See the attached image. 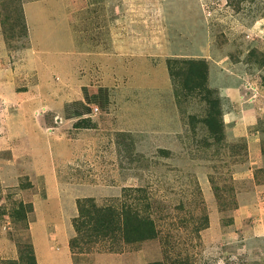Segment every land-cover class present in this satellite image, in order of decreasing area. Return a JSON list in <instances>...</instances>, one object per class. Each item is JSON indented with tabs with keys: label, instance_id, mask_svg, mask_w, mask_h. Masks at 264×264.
<instances>
[{
	"label": "rangeland",
	"instance_id": "rangeland-1",
	"mask_svg": "<svg viewBox=\"0 0 264 264\" xmlns=\"http://www.w3.org/2000/svg\"><path fill=\"white\" fill-rule=\"evenodd\" d=\"M170 59L207 61L222 140ZM58 60L55 81L70 74L67 98L90 107L63 121L53 105L40 120L67 158L36 155L39 125L21 140L23 105L0 99V264H17L28 240L38 264H264V0H0V84L24 89ZM129 187L146 189L158 236L73 249L78 200L113 204ZM22 203L24 218L12 216Z\"/></svg>",
	"mask_w": 264,
	"mask_h": 264
},
{
	"label": "trees",
	"instance_id": "trees-1",
	"mask_svg": "<svg viewBox=\"0 0 264 264\" xmlns=\"http://www.w3.org/2000/svg\"><path fill=\"white\" fill-rule=\"evenodd\" d=\"M168 68L172 78L176 80L181 89L201 93V98L207 104L203 122L213 136L222 140L224 137L223 110L220 97L215 94L214 89L207 85V61L205 59H170ZM262 82L264 85V76ZM79 102L78 100L68 102L66 113L71 108L75 110ZM87 109L89 112L90 108L87 107ZM1 206L0 212L4 214L6 209H1ZM78 210L79 213L74 218V225L79 231V235L70 241L71 247L78 248V252L91 251V248L100 242H110L107 246L110 250H119L123 244L153 239L159 234L157 222L152 213L153 204L144 187L124 188L122 199H118L113 204L99 206L92 197L80 198ZM26 212L22 203L11 214L12 216L17 214L20 218H24ZM12 263L38 264L32 240L24 242L23 247L20 248L19 258ZM149 264L166 263L163 260H155Z\"/></svg>",
	"mask_w": 264,
	"mask_h": 264
},
{
	"label": "crops",
	"instance_id": "crops-1",
	"mask_svg": "<svg viewBox=\"0 0 264 264\" xmlns=\"http://www.w3.org/2000/svg\"><path fill=\"white\" fill-rule=\"evenodd\" d=\"M28 23H30L29 19H28ZM59 31L62 32L61 35L64 34L63 31H61V30H59ZM31 35L33 36L32 33H31ZM66 39H68L70 41L69 36L66 37ZM71 42L72 43L74 42L73 36H72ZM72 43L66 49H63V50L56 48L55 52L57 54H63L64 52L69 53L71 51L70 47H73L75 45V43L74 44H72ZM44 50H45V53H49L50 47L49 48L46 47V49H44ZM60 61L61 60L53 61V62H44L43 61L41 64L49 63L51 65L56 64V66H54V67L53 66L52 67L45 66L44 67L45 69L43 70L45 72L42 73L41 77H37V80L34 83H31L33 85H28L24 89H21V90L18 89L17 90L16 86L14 87L13 84H11L12 85L11 87L9 86V84H6V86H5V84H3V85L0 84V99H3L4 101H7V102L10 101L12 104L15 103V104H19V105L22 104L23 105L24 111L22 113L20 110V115L22 117H24L25 121L28 122L29 124L24 125L25 124V121H24L23 122L24 124L20 125L21 140H22V137L24 135H27L26 130L32 129L33 125L36 127H37V125H39L38 129L41 131L39 133L42 134L43 138L40 139L36 135H35V137L37 138V142H38V140H40V141L45 140V142L43 141L45 146H44L43 150H42V148H38L36 150V155H37V153H40V154L43 153V156L45 158H47V160L49 162L51 160V164L53 162V159L55 161V159H57V158H59L60 160H64V158H67L68 156H65L61 159L64 152L67 151V153H69V150H67L69 147H68L66 139H63V140L61 139V141L58 140V137L55 136V134H56L55 132L50 133L51 131H49L48 128L44 127L40 123L41 118H43V116H44V112L47 111L48 108H53V105H55L56 109H54V110L56 111V116L60 117L61 118L60 120L64 121L65 118L66 119H72L74 117H76L77 119L85 118V117H87L85 114L88 113L87 107L90 108L87 104V101L84 98H81V97L80 98H67L68 97L67 91H66V89H64L63 84H64V81L67 78H69L68 76H70V74H68L67 72H64L63 76L60 75L62 78L61 83H59V81L56 82L55 79L53 78L52 70L60 67V65H59ZM62 64L66 65L64 62H62ZM51 78H52V81H51ZM98 78H101V81L105 82V86H106L107 82L108 83H115L117 80L116 76H115V79L111 80V77L108 76L105 71L103 72L102 76H100ZM45 84H49L50 87L55 88L54 91L47 93L42 89L43 93H46V94H43L40 91L38 93L37 89L41 90V88H47ZM8 88L12 91V92H10L11 93L10 95L6 91V90H9ZM53 88H51L50 90H53ZM57 92H58V94H57ZM49 96L51 97V99L53 96H56V97H54L55 98L54 101L53 100L50 101ZM12 97H14L13 99H15V101L11 100ZM76 100L80 101L77 104L79 108L77 107L75 110L71 108V109H69L68 113H66V104L68 102H72V101H76ZM81 103L84 105V107L80 106ZM25 105H27L26 108H25ZM46 130L48 131V133L46 132ZM39 133H36V134H39ZM0 142L3 143V142H5V140L0 139ZM54 142H55V146H53ZM61 144L64 146H62ZM58 151H64V152L60 153ZM20 152L28 153V152H33V151H28V149L25 150L24 147H20ZM36 155L34 156V159L36 158ZM50 169H51V167H50Z\"/></svg>",
	"mask_w": 264,
	"mask_h": 264
}]
</instances>
